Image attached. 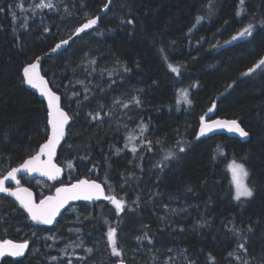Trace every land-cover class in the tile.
Here are the masks:
<instances>
[{
	"label": "trees",
	"instance_id": "1",
	"mask_svg": "<svg viewBox=\"0 0 264 264\" xmlns=\"http://www.w3.org/2000/svg\"><path fill=\"white\" fill-rule=\"evenodd\" d=\"M107 1L51 0L49 9L35 7L40 0H0V177L49 134L46 104L23 82V68ZM238 6L239 0H111L98 26L43 60V73L72 117L61 147L75 160L66 177L94 175L127 205L117 214L109 202L78 203L55 227L43 228L1 196L0 239L31 243L22 259L3 264H118L106 235L111 226L125 264H187L185 257L195 264H264V69L242 75L264 57V0H245L240 16ZM198 15L206 16L199 24ZM249 22L253 35L232 40ZM209 108L213 117L238 120L249 138L197 139ZM141 124L148 125L143 137L152 151L141 142ZM178 141L186 151L164 161ZM233 160L248 169L252 198L235 199ZM145 233L149 239L137 240Z\"/></svg>",
	"mask_w": 264,
	"mask_h": 264
},
{
	"label": "snow or ice",
	"instance_id": "2",
	"mask_svg": "<svg viewBox=\"0 0 264 264\" xmlns=\"http://www.w3.org/2000/svg\"><path fill=\"white\" fill-rule=\"evenodd\" d=\"M211 3V0H209ZM245 0H239V6L236 11V16H240L242 12H245L246 9L243 7ZM18 7H22V5H17ZM35 7L49 8L52 9L55 6L51 2V0H40V4ZM104 8L107 9L108 5L105 4ZM214 10V9H213ZM209 11V15L212 14V11ZM35 11V8H33ZM0 12H3V8H0ZM13 19H17L16 15L13 13ZM206 19V16L198 15L195 18L197 24ZM98 23V17L88 18L86 23L81 25L80 27L75 29L74 35H78L79 33L85 32L87 29L92 28L94 25ZM129 24H132L133 21L129 20ZM227 23V21L225 22ZM260 25H264V19L259 21ZM22 27H27V20L25 23L21 25ZM254 24L249 22L242 30L238 31L235 35L231 37L232 40H236L238 38L250 37L254 33ZM15 32L16 29L14 28ZM49 29L47 27L44 28V32H48ZM191 31V29H189ZM71 39V37L69 38ZM69 39L61 40L56 44L53 51L61 48L62 45H67L69 43ZM229 41H225L228 43ZM39 57L36 58L39 61ZM172 72H179V67H175L171 64L168 65ZM257 69H264V57H262L253 67L249 68L242 75H249L255 72ZM129 69H125L128 71ZM111 75V73H109ZM23 82L27 83L33 88H36L40 91L41 95L46 97L47 99V124L51 127V134L47 136L46 142L39 146V151L35 152V154H30L27 159H24L23 162L18 167H13L7 171L6 175L0 178V193H7L16 198L19 201L21 208L28 214V217L31 221L35 222L38 225H52L54 221H56L57 217L61 213V209L65 207V205L69 204V201L76 200H86L91 201L94 198L99 199L103 197L106 200H109L114 206L117 214L123 213L126 209L127 202L124 199L117 198L116 196H105L104 189L100 183H97L96 180L89 179H79L75 183H72L68 186H62L56 188L55 195L46 196L43 199H40L37 203L33 199V193L28 189L20 186V181L17 179V173L21 171H25L27 173L39 172L42 175L48 176L50 179H56L60 173L61 168L58 167L55 163L52 162V156L55 154L56 146L60 143V141L65 137V125L69 124L71 117L67 112L64 111L62 107H60V97L53 92L48 86L45 78L40 74L39 64L38 62H33L27 64L23 68ZM80 83H83L81 81ZM231 87V85L229 86ZM87 92L88 90L85 89ZM73 95H79L78 93H74ZM184 98L187 103L191 104V100L187 99V91L184 90ZM87 99V96H85ZM132 101L136 104H139L140 101L133 97ZM118 102V101H115ZM114 102V103H115ZM80 103V101H77ZM127 104H123V107H127ZM215 107V105H213ZM209 112L213 111V108L208 109ZM111 113H105V115H110ZM92 119H98L100 117V112L95 113V115L91 114ZM141 142L146 145L148 151L153 150V142L147 140L146 137H143V132L147 131L148 125L141 124ZM227 128L228 131L239 134L241 137H247L249 133L245 131L244 128L240 126V124L236 120L232 121H222V120H210L206 121L204 116L200 117V128L197 139L200 136H204L206 133L212 132L215 129ZM132 137H129V140ZM156 144H160L161 141H156ZM128 146V143H125V147ZM178 151H167L164 161L169 159H178V153H183L186 151V147L184 143L177 142L176 145ZM132 152H136V147H132ZM122 149L117 148L116 152H121ZM42 156H47V159H41ZM142 159V157H141ZM161 163H164L163 161ZM166 166V165H165ZM68 167H73L72 162H68ZM229 169L232 173V182L235 186V199L240 200L241 197L252 198L254 195V188L250 187L246 182L249 177V171L245 167L244 164L238 163L233 160ZM131 175V174H130ZM8 180H13L16 182L17 187L15 189L6 187L5 182ZM139 199V198H138ZM135 203V202H134ZM75 210V209H73ZM251 226H249L248 231H251ZM79 231V229H76ZM234 232L240 233V229H233ZM108 243L111 246V254L112 256L120 258L118 260V264H125V260L122 256V250L117 246V228L109 227L106 233ZM55 238V237H51ZM140 239H149L147 233H145L141 237H137V240ZM83 241L78 244H75V247H81ZM50 247V246H49ZM28 248V241L23 242H13L11 240H3L0 241V257H4L5 254H8L12 257H23L25 255V251ZM238 248L247 253V249L245 248V243H240ZM92 249L88 248L87 252H91ZM235 255V250L229 253V256ZM209 258L211 254H209ZM53 261L58 260V257H51ZM171 259V258H169ZM187 260V264H195V261ZM237 260H240V256H236ZM68 264H71V261H68ZM243 264H249L248 260H244Z\"/></svg>",
	"mask_w": 264,
	"mask_h": 264
},
{
	"label": "water",
	"instance_id": "3",
	"mask_svg": "<svg viewBox=\"0 0 264 264\" xmlns=\"http://www.w3.org/2000/svg\"><path fill=\"white\" fill-rule=\"evenodd\" d=\"M110 1H111V0H108V1H107L108 8H109ZM108 8H107V9L103 8V10H102L98 15L94 16V17H98V23H97L96 25H94L92 28L87 29L85 32L79 33L78 35H74V33H75V32H74V33L70 36L71 39H69L70 37L65 38V39H69V43H68L67 45H62L61 48L56 49L55 51H53V49L55 48L56 44L60 42V41H59V42H57V43L54 45V47L51 48L48 52H46L45 54H42L41 56H38V57L40 58L39 61H37V60L35 59L34 61L30 62V63L38 62V64H39V71H40V74H41V75L45 78V80L47 81V86H48L53 92H56V94L60 97V107H62V108L64 109V111L67 112V113H68V111L63 107L61 94L58 93L56 90H54V88L52 87V85H51V83H50V81H49V78L43 73V60L46 59L47 57H52V56L58 55V54H59L60 52H62L63 50L67 49V47H68V46H69V45H70V44H71L76 38L82 36L84 33L89 32V31H91L93 28H95L96 26H98L101 17H103V16L106 14V12L108 11ZM84 23H86V21L83 22L81 25H83ZM81 25H79L78 27H80ZM78 27H77V28H78ZM63 40H64V39H63ZM28 64H29V63H28ZM26 86H27V88H29L31 91H33L34 93H36V94L38 95V97H39L41 100H43V101L45 102V104H46V108H47V99H46V97L42 96L41 93H40V91H39L38 89L31 87V86L28 85L27 83H26ZM68 114H69V113H68ZM69 116H70V115H69ZM204 117H205V120H206V121H210V120H222V121H232V120H236V119L221 118V117H212V118H208V117H206V116H204ZM236 121L240 124V126H241L242 128H244V127L242 126V124H241L238 120H236ZM70 123H71V119H70V121H69V124L65 125V137H64V138L60 141V143L56 146L55 154L52 156V162L55 163L58 167L61 168V173H60V175H59L56 179H50L48 176L42 175V174L39 173V172L27 173V172H25V171H21V172L17 173V179H18V180H19V176H23V175H28L29 178H31V179H34V178H44V179L51 180V181H56V180L60 179V178L63 176V168L58 164V162H57V156H58V151H59L60 147L62 146V144H63V142H64V140H65V138H66V136H67V133H68V127H69ZM48 128H49V134H48V135H50V134H51V127H50V125H48ZM199 128H200V124H199ZM199 128H198V133H199ZM244 129H245V128H244ZM245 131H247V130L245 129ZM247 132H248V131H247ZM248 133H249V132H248ZM217 134H225V135H227V136H230V137H236V138H239V139H241V140H246V139L249 138V135H248L247 137H241V136H239V134H237V133H234V132H230V131H228L227 128L215 129V130H213L212 132L206 133L204 136H201V137H206V138H208V137H212V136L217 135ZM45 142H46V141H45ZM45 142H44V143H45ZM38 151H39V149H38ZM47 158H48L47 156H42V157H41V159H47ZM81 179H87V178H81ZM19 181H20V180H19ZM76 181H77V180H75V181L72 182V183H75ZM96 182H97V183H100V184L102 185V187H103V189H104V195L106 196V190H105L104 185H103L101 182H99V181H96ZM8 183L16 184L15 181H13V180H8V181L5 182V186H6ZM72 183H70V184H72ZM70 184H66V185H62V186H68V185H70ZM62 186H59V187H62ZM6 187H7V186H6ZM24 188H28V189L33 193V199L38 203L39 201L36 200V193H35V191H34L33 189L29 188V187H24ZM0 194H2V193H0ZM6 194H7V193H6ZM8 195H9V194H8ZM51 195H55V193H54V194H50V195H48V196H51ZM9 196H11V195H9ZM11 197L14 198V199L16 200L15 197H13V196H11ZM42 199H43V198H42ZM103 199H104L103 197H101V198H99V199H95V198H94L93 200H91V202L96 203L97 201H100V200H103ZM16 201H17V200H16ZM79 201H86V200L69 201V204L65 205V207H64L63 209H61V213H60V215L57 217L56 221H54L53 224L57 223L58 219L61 217V215L63 214V212H64L69 206H71V205H73V204H76V203H78ZM17 202H18V204H19V201H17ZM19 205H20V204H19ZM53 224H52V225H53ZM46 226H51V225H46ZM9 240H11V239H9ZM11 241H13V242H19V241H15V240H11ZM28 248H29V242H28ZM28 248H27V250H28ZM27 250L25 251V254H26ZM6 256H10V255L5 254L4 257H6ZM4 257H0V264H1V261H2V259H3ZM17 258H19V257H17Z\"/></svg>",
	"mask_w": 264,
	"mask_h": 264
},
{
	"label": "flooded vegetation",
	"instance_id": "4",
	"mask_svg": "<svg viewBox=\"0 0 264 264\" xmlns=\"http://www.w3.org/2000/svg\"><path fill=\"white\" fill-rule=\"evenodd\" d=\"M69 115H70V114H69ZM70 117H71V116H70ZM71 119H72V117H71ZM70 125H71V124H70ZM70 125H69V127H68V133H67V136H66V138H65V140H64V142H63V144H65V142H67V138H68V134H69ZM63 144H62L61 147H63ZM61 147H60V149H59V151H58V156H57V162H58V164L63 168V176H62L60 179H58V180H56V181H51V180H47V179H44V178H34V179H31V178H29L28 175H23V176H19L20 186H21V187H29V188L33 189V190L35 191V193H36V200L39 201L40 199H42V198H44V197H46V196H48V195H50V194H54L55 191H56V188H58L59 186L66 185V184H70V183L74 182L75 180H79V179H81V178H87V179H89V180H96V181L101 182V183L104 185V187H105V190H106V196H115V195H113V194H112V195H109V191H108V189H107V185H106L101 179H99L98 177H95L94 175H85V176H82V177L79 178V179H72L70 176L66 177V174H67L66 171H67V169L70 170V168L68 167V164H66V163H67L68 161L74 162L75 160L69 158L70 156L68 157V155H67L65 152L61 153ZM72 164H74V163H72ZM18 166H19V165H18ZM18 166H16V167H18ZM6 173H7V172H6ZM6 173H5L4 175H6ZM4 175H2L0 178H2ZM37 180H41V181H43V188H42L39 184L35 183V181H37ZM6 186H7V187H10V188H13V189H15V188L17 187L16 184H11V183H8ZM1 196H6V197L11 198V199L17 204V206H19L20 209H22L21 206L18 204V202H17L14 198H12L11 196H9L8 194H6V193H2V194H0V197H1ZM82 202L85 203V204H89L91 207L96 206V205H98L99 203H102V202H109V203H111L109 200H106V199H103V200L97 201L96 203H93V202H91V201H79L78 203H82ZM78 203H76V204H78ZM76 204H73V205L69 206V207L63 212V214L61 215V217L64 216V214H65V213H66L71 207L75 206ZM111 204H112V203H111ZM89 205H87V206H89ZM22 210H23V209H22ZM23 211H24V210H23ZM24 212H25V211H24ZM26 214H27V213H26ZM27 215H28V214H27ZM61 217H60V218H61ZM60 218L58 219L57 223H55V224H53V225H51V226L38 225V224H36L35 222L31 221L30 218H29V219H30V221H31L32 223H34V224L37 225V226H40V227H43V228H53V227H55V226L59 223ZM111 227H113V226H111ZM9 239H11V240H15V241H19V242L28 241V242H29V248H30V244H31V243H30V240L13 239V238H11V237H4V238H1L0 241H3V240H9ZM29 248H28L26 254L28 253ZM26 254H25V255H26ZM25 255H24V256H25ZM7 258L17 259V257H12V256H9V257H8V256H6V257H4V258L2 259L1 264H3V261H4L5 259H7ZM22 258H23V257H19L18 259H22Z\"/></svg>",
	"mask_w": 264,
	"mask_h": 264
},
{
	"label": "rangeland",
	"instance_id": "5",
	"mask_svg": "<svg viewBox=\"0 0 264 264\" xmlns=\"http://www.w3.org/2000/svg\"><path fill=\"white\" fill-rule=\"evenodd\" d=\"M28 10L31 12V11H33V8H28ZM24 19H25V17L23 16L22 17V20L24 21ZM214 112H215V108H213V111H211V112H209L207 115H206V117H208V118H212L213 116H214ZM70 124H72V119H71V123ZM69 162V161H68ZM68 162L66 163V164H68ZM231 163V162H230ZM230 163H229V165H230ZM73 165V164H72ZM229 167V166H228ZM70 169H72V167L70 168ZM230 170V169H229ZM230 176H231V180H232V173H231V171H230ZM247 182V181H246ZM35 183H37V184H39L42 188H43V181H41V180H37V181H35ZM248 183V182H247ZM233 187H234V192H235V186H234V184H233ZM117 264V263H116Z\"/></svg>",
	"mask_w": 264,
	"mask_h": 264
},
{
	"label": "bare ground",
	"instance_id": "6",
	"mask_svg": "<svg viewBox=\"0 0 264 264\" xmlns=\"http://www.w3.org/2000/svg\"><path fill=\"white\" fill-rule=\"evenodd\" d=\"M87 33V32H86ZM85 34V33H84ZM235 138V137H234ZM9 257V256H8ZM24 257V256H23ZM18 259V258H17Z\"/></svg>",
	"mask_w": 264,
	"mask_h": 264
}]
</instances>
